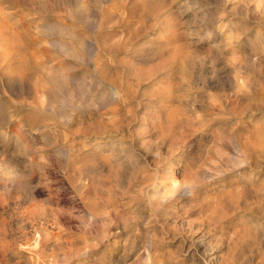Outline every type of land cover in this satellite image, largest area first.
Listing matches in <instances>:
<instances>
[{"label":"rangeland","instance_id":"obj_1","mask_svg":"<svg viewBox=\"0 0 264 264\" xmlns=\"http://www.w3.org/2000/svg\"><path fill=\"white\" fill-rule=\"evenodd\" d=\"M0 264H264V0H0Z\"/></svg>","mask_w":264,"mask_h":264},{"label":"bare ground","instance_id":"obj_2","mask_svg":"<svg viewBox=\"0 0 264 264\" xmlns=\"http://www.w3.org/2000/svg\"><path fill=\"white\" fill-rule=\"evenodd\" d=\"M141 54V53H140Z\"/></svg>","mask_w":264,"mask_h":264}]
</instances>
